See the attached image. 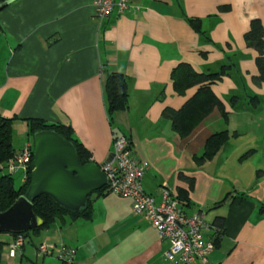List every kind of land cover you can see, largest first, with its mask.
Listing matches in <instances>:
<instances>
[{"label": "crops", "instance_id": "1", "mask_svg": "<svg viewBox=\"0 0 264 264\" xmlns=\"http://www.w3.org/2000/svg\"><path fill=\"white\" fill-rule=\"evenodd\" d=\"M95 1L13 0L0 11L7 49L0 111L17 117L15 148L28 142L22 137L29 138L31 117L70 125L99 164L113 156L115 136L125 135L133 156L150 164L142 184L157 203L165 191L177 197L182 188L189 196L183 211L205 216L204 237L221 230L212 262L264 264V80H256L259 52L245 40L253 20L264 27V0H131L123 14L103 20L95 16ZM189 17L201 20L211 40ZM182 62L206 73L235 64L211 85L228 117L216 106L184 136L165 113L183 108L199 88L176 91L172 72ZM106 70L124 74L129 93L128 108L112 122ZM223 130L230 139L212 159L199 161L208 138ZM94 197L91 218L36 233V248L44 241L71 247L72 264H182L165 259L169 242L133 212L131 197ZM14 238L0 236L1 258ZM48 259L42 264H60Z\"/></svg>", "mask_w": 264, "mask_h": 264}, {"label": "trees", "instance_id": "2", "mask_svg": "<svg viewBox=\"0 0 264 264\" xmlns=\"http://www.w3.org/2000/svg\"><path fill=\"white\" fill-rule=\"evenodd\" d=\"M4 0H0L2 2ZM191 26L203 35L206 39L211 38L202 28L199 18L189 17ZM245 40L249 46L255 47L259 52L256 59L259 69L257 82L264 80V27L259 19L252 21L251 29L245 34ZM235 67L234 63H225L219 71L216 72H198L194 67L186 62L180 63L172 72V79L176 91L179 94L193 86L199 85L196 94L179 110L168 109L165 113L172 120V127L181 135H188L194 127L202 121L214 107L219 106L223 110L224 117H228V113L221 100L215 95L211 89V85L222 79L226 75H231ZM104 88L107 102V112L112 122L114 114L118 111H125L129 106V93L126 76L116 71H105ZM17 117H7L0 111V172L7 169V164L12 159L17 150L14 146L13 123ZM28 122V135L33 137L36 132L42 130H52L58 133L64 139L72 142L77 149L79 160L82 164L93 162L91 153L76 137L73 128L62 122L50 123L42 118H26ZM229 130H223L211 135L205 145L204 152L200 156L201 162L212 159L225 143L230 139ZM34 160V159H33ZM7 171V170H6ZM188 179H192L188 177ZM32 174L27 170L26 179L23 184L17 188L15 186L13 174L6 172L0 175V212L8 209L21 195L25 194L31 184ZM108 185L88 195L86 204L79 209H70L56 201L52 196L43 194L33 201L35 213L42 219L43 225L30 231L20 233L25 238L30 237L31 233H40L49 229L59 222L65 225L70 220L88 219L92 217L93 202L95 195L102 196L108 193ZM179 207L182 209L184 204H188V192L179 189L177 197ZM183 210V209H182ZM12 234V233H10ZM14 236L18 234H13ZM221 236V230L217 228L213 241L218 243ZM4 243L0 241V251ZM60 264H72L68 260L59 259Z\"/></svg>", "mask_w": 264, "mask_h": 264}, {"label": "built area", "instance_id": "3", "mask_svg": "<svg viewBox=\"0 0 264 264\" xmlns=\"http://www.w3.org/2000/svg\"><path fill=\"white\" fill-rule=\"evenodd\" d=\"M131 0H96L95 16L98 19L109 18L113 13L123 14L129 7ZM34 159V145L27 142L24 147L9 160L7 172L14 174L18 170L25 172ZM150 164L133 156L129 138L118 135L114 138L112 159L102 169L107 175L108 191L131 197L133 212L143 214L144 217L159 232L161 238L170 244L165 253V259L182 264H216L210 256L215 249L213 239H206L203 231L207 227L204 214H186L178 204L175 196L165 191L162 201L157 203L152 194L143 188V177ZM24 235L18 234L9 244V257H16L25 245ZM38 253L43 256L54 255L61 260L73 262L75 249L54 243L41 242L37 246Z\"/></svg>", "mask_w": 264, "mask_h": 264}, {"label": "water", "instance_id": "4", "mask_svg": "<svg viewBox=\"0 0 264 264\" xmlns=\"http://www.w3.org/2000/svg\"><path fill=\"white\" fill-rule=\"evenodd\" d=\"M13 0L0 2V11ZM103 163L82 164L74 144L52 130L34 135V160L29 166L32 174L27 192L5 211L0 212V233L20 234L43 225L35 213L33 201L48 194L70 209L86 204L89 194L108 184Z\"/></svg>", "mask_w": 264, "mask_h": 264}, {"label": "rangeland", "instance_id": "5", "mask_svg": "<svg viewBox=\"0 0 264 264\" xmlns=\"http://www.w3.org/2000/svg\"><path fill=\"white\" fill-rule=\"evenodd\" d=\"M3 38L0 37V78L2 75L1 72V66H2V62L6 57V47L5 44L3 43ZM26 132L25 135L22 137V140L24 141L25 139H27L26 141H30L31 143H33L34 145V136L29 138H26ZM25 143V142H24ZM6 170H3L2 172H0V175L6 173ZM14 176V181H15V186L17 188H19L22 184H23V179L25 176V172H23L22 170H18L16 173L13 174ZM2 234H6V233H0V236ZM27 240V245H26V250L23 253V250H19L17 253V256L14 257H9L7 253H9L8 249L6 250L7 253L4 254V256H2L3 258H1L0 256V264H42V259H43V255H40L38 253V250L36 248V244L38 243L37 241H39V237L37 235H35V233H31L30 237L26 238ZM40 244V243H39ZM24 255V256H23ZM45 258H49V260H51L50 258H55L56 260L59 261V258L57 257L56 254L53 255H47L45 256Z\"/></svg>", "mask_w": 264, "mask_h": 264}]
</instances>
